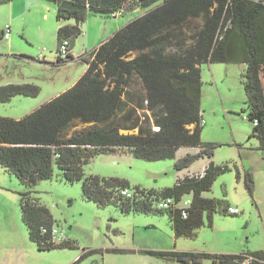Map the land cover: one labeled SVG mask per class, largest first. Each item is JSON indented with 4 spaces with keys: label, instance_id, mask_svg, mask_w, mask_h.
<instances>
[{
    "label": "trees",
    "instance_id": "16d2710c",
    "mask_svg": "<svg viewBox=\"0 0 264 264\" xmlns=\"http://www.w3.org/2000/svg\"><path fill=\"white\" fill-rule=\"evenodd\" d=\"M45 1L57 6L59 49L64 40L71 42L66 59L58 49L60 65L74 60L73 44L81 36L82 25L90 13L115 17L130 0ZM132 8L141 9L144 14L80 59L87 70L70 89L22 119L0 117V165L27 188L20 194L22 219L40 250L71 249L75 245L72 241L61 245L47 243L50 235L42 231L56 227V222L50 210L32 197V189L41 181L51 180L56 168L68 182L83 181L85 198L100 207L115 204L126 214L167 211L177 239L196 237L205 224V213L212 226L220 201L203 195L212 190L227 167L210 162L203 176L179 178L175 186L161 191L136 187L131 191L132 198L122 195L131 188L126 180L86 176L84 171L96 155L116 151L160 161L173 159L182 148L198 149L196 155L177 160L178 172L189 169L197 159L211 160L216 145L202 140L204 64L246 67L242 82L249 120L254 124L249 139L256 138L264 152V0H133ZM193 23L197 25L189 38L192 43L186 45L184 31ZM0 38H6L5 32ZM135 53L138 54L132 57ZM134 78L141 80L145 89L140 108L152 113L153 127L134 120V112L127 111L124 96ZM40 92L41 88L31 83L0 86V104L16 96L35 98ZM121 114H128L127 121L132 122L126 129H138V134H121L122 127L114 124L115 117ZM76 121L95 126L68 136ZM245 184L252 194L254 183L250 173H245ZM170 198L175 205L160 209L159 204ZM186 200H191L192 205L184 218L180 207ZM154 201L159 209H154ZM228 209L229 206L227 213ZM148 254L181 264H202L205 260L213 264H264V251L248 255L178 251ZM87 256H81L75 264Z\"/></svg>",
    "mask_w": 264,
    "mask_h": 264
},
{
    "label": "rangeland",
    "instance_id": "374dc122",
    "mask_svg": "<svg viewBox=\"0 0 264 264\" xmlns=\"http://www.w3.org/2000/svg\"><path fill=\"white\" fill-rule=\"evenodd\" d=\"M0 2V35L11 28L9 38H0V86L31 83L41 88L38 97L16 96L0 104V117L15 120L28 116L82 76L87 65L78 60L79 54L90 53L144 14L141 9L118 17L90 13L82 25L81 36L75 40V59L58 65L59 23L55 3L45 0ZM196 25L186 27V45L192 43L189 38L194 35ZM41 57L45 61L39 60ZM245 70L246 67L239 64L202 65L201 107L205 122L202 140L216 145L211 160L197 159L191 168L181 173L175 168L177 160L196 155L197 149L182 148L173 159L160 161H147L128 151H116L100 153L84 166L86 176L126 180L131 186L129 192L136 187L157 191L173 187L179 177L188 172L200 173L210 162L217 167H227L217 177L212 190L205 194L220 201L212 226L205 213V224L198 229L196 237L177 239L167 211L126 214L115 204L100 207L85 198L83 181L68 182L56 168L51 180L41 181L32 189V197L50 210L56 228L65 231L75 245L71 249L40 250L22 219L20 194L27 188L0 165V264H75L83 255L88 256L78 264H179L147 252L220 255L263 252L264 152L256 138L249 139L254 124L249 120L242 82ZM144 97L141 80L134 78L124 96L127 111L134 112V120L140 119L142 124L153 127L152 113L140 108ZM126 117L129 115L115 117L114 124L122 127L121 134H138V129H126L132 125ZM93 126L95 124L76 121L68 136ZM98 127L106 129L107 125ZM245 173L253 177L252 194L246 187ZM152 204L154 209L158 208V202ZM228 206L238 208L241 213H227ZM115 250L118 252H113ZM203 264L213 262L205 260Z\"/></svg>",
    "mask_w": 264,
    "mask_h": 264
},
{
    "label": "built area",
    "instance_id": "2783aa9c",
    "mask_svg": "<svg viewBox=\"0 0 264 264\" xmlns=\"http://www.w3.org/2000/svg\"><path fill=\"white\" fill-rule=\"evenodd\" d=\"M132 3H133V0H130L124 9H121L120 11H118L115 14V17L123 16L127 13L132 12V11H136L132 8ZM10 35H11V29H10V27H8L7 30L5 31V37L9 38ZM70 45H71L70 40L66 39L63 41V43L59 49L60 56L63 59H66L68 57V55L70 54ZM43 58L44 57H41L39 59L42 60ZM255 124H257V122ZM155 129L158 130V128H155ZM122 195L127 197V198H132V193L129 192L128 190L123 191ZM172 205H175L174 200L170 198V199H167V200L161 202L159 204V208L160 209H169L172 207ZM191 205H192L191 200L183 201L182 206L180 208L182 210V215L184 218L188 217L187 209L190 208ZM228 213L231 215H238V214H240V210L238 208L229 207ZM42 232L45 235H47V234L50 235L49 242H47L49 244L61 245V244H64V243L69 241V238H68V235L66 234V232L59 230L56 227L52 228L51 230H49L48 228H44Z\"/></svg>",
    "mask_w": 264,
    "mask_h": 264
},
{
    "label": "crops",
    "instance_id": "0c3cea01",
    "mask_svg": "<svg viewBox=\"0 0 264 264\" xmlns=\"http://www.w3.org/2000/svg\"><path fill=\"white\" fill-rule=\"evenodd\" d=\"M6 1H7V2H11L12 0H6ZM0 4H2V2H0ZM13 18H14V16H13ZM14 19L16 20V18H14ZM130 22H131V21H130ZM70 23H71V24H74L73 21H71ZM10 29H11V28H10ZM3 33H4V31L2 32V34H1L0 36H2ZM10 36H11V35H10ZM75 44H76V43L74 42V44H73V48H72V50H71V55L74 57V59H75V52H74V50H75V47H76ZM99 46H100V45H99ZM99 46H98V47H99ZM98 47H97V48H98ZM94 50H95V49H94ZM85 55H86V54H85ZM83 56H84L83 54H79V56H77V57H78V60H80ZM44 61H45V58H44ZM86 70H87V69H86ZM86 70H85V72H86ZM85 72H84V73H85ZM84 73H83V74H84ZM83 74H82V75H83ZM79 79H80V78H79ZM79 79H78V80H79ZM78 80H74V82H72V84H71L70 86H68V88H66V90L64 89V90L58 92V93L56 94V96H54V98L57 97V96H59V95L62 94L63 92L67 91L68 89H70V88H71V87H72V86H73ZM54 98H52V99H54ZM52 99H51V100H52ZM197 150H198V149H197ZM191 167H192V166H191ZM191 167H190V168H191ZM207 167H208V166H206V167L204 168V170H203L202 172H200V173L188 172L187 175H185V176L193 175V174H196L197 176H199V175L203 176L204 173H205V169H206ZM187 170H188V169H187ZM185 171H186V170H185ZM181 173H182V172H181ZM97 176H98V175H97ZM185 176H184V177H185ZM100 177H101V176H100ZM184 177H179V178H180V179H183ZM240 177H241V176H240ZM179 178H178V179H179ZM205 194H206V193H204V195H203L204 197H206ZM206 198H208V197H206ZM229 207H232V206H229ZM234 208H236V207H234ZM240 213H241V212H240ZM68 238H69V241H71V238H70L69 235H68ZM148 252H150V251H148ZM148 252H147V254H148ZM197 253H200V252H197ZM79 258H80V257H79ZM79 258H78V259H79ZM204 262H205V261H203L202 264H203ZM179 264H181V263H179Z\"/></svg>",
    "mask_w": 264,
    "mask_h": 264
}]
</instances>
